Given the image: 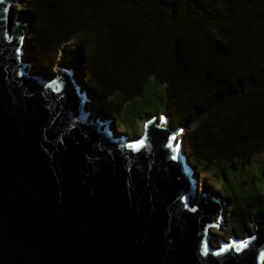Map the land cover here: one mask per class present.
I'll use <instances>...</instances> for the list:
<instances>
[{
    "label": "water",
    "instance_id": "obj_1",
    "mask_svg": "<svg viewBox=\"0 0 264 264\" xmlns=\"http://www.w3.org/2000/svg\"><path fill=\"white\" fill-rule=\"evenodd\" d=\"M15 1L0 2V264H264L263 218L212 244L227 200L200 194L168 116L135 138L92 114L72 72H36Z\"/></svg>",
    "mask_w": 264,
    "mask_h": 264
},
{
    "label": "trees",
    "instance_id": "obj_2",
    "mask_svg": "<svg viewBox=\"0 0 264 264\" xmlns=\"http://www.w3.org/2000/svg\"><path fill=\"white\" fill-rule=\"evenodd\" d=\"M27 1L14 13L38 24L30 58L41 64L89 26L106 28L110 56L87 78L130 136L155 107L195 125L187 149L205 173L220 162L236 170L264 150V0ZM89 52L85 42L74 48L79 61Z\"/></svg>",
    "mask_w": 264,
    "mask_h": 264
},
{
    "label": "rangeland",
    "instance_id": "obj_3",
    "mask_svg": "<svg viewBox=\"0 0 264 264\" xmlns=\"http://www.w3.org/2000/svg\"><path fill=\"white\" fill-rule=\"evenodd\" d=\"M27 0H16L13 2L11 28L15 29L17 22L26 23L28 31L26 34L25 42V58L33 61L30 57L32 55L31 39L35 33L38 24L35 21L30 22L27 17L22 14H16L14 11H20L27 5ZM107 34L106 28L100 25H92L81 33H77L72 39H68L63 42V48H55L51 52V58L49 63L41 64L39 61L34 60L37 64L36 72L41 69L47 71V74L51 77L58 76V68H66L72 72L77 83L82 86V91L87 93L90 101L87 105L93 109L92 114L94 116H107L109 118L110 126L119 131L117 124L118 117L105 105L100 106L98 100L97 88L92 84L90 79L87 78L90 72H92V66L99 65V62L108 59L110 56V45L105 42V35ZM86 43L90 49L89 54L85 60H76L74 48L78 49L79 45ZM57 45L54 42L53 45ZM92 56L96 57L95 62L92 61ZM86 90V91H85ZM159 99V98H157ZM156 99V100H157ZM132 101H129L123 107V113H126L129 109ZM161 105V103L159 104ZM101 107V109H99ZM164 108V107H161ZM145 113L140 119L136 121L140 122V131L133 137L142 138L145 134V126L147 121L153 119L156 111L155 107L146 108ZM152 113V114H151ZM168 116V115H167ZM170 117V116H169ZM106 119V117H104ZM171 125L175 129H182L179 132L178 140L182 143V150L186 153L189 163L193 166L196 175L199 177V192H209L212 198L216 201L225 203L226 205L221 209V219L224 225L219 229L217 225L212 226L210 229L214 235L212 238V244L214 246H221V240L230 242L232 237L238 239H246L247 235L252 237L254 234V227L252 223L260 219H264V201H262V195L264 199V150L256 153L248 162L240 163L236 168H230L224 162H220L217 165L210 166V172L205 173L203 170H199L195 167L192 160V156L187 149L189 138L192 130L195 128L191 122L181 123L172 122ZM124 130V129H123ZM125 131V130H124ZM127 133V131H125ZM129 134V133H127ZM224 173V174H223ZM214 175L220 176V183L224 189L226 196L223 195L221 186H218V182L214 179ZM201 197V196H200Z\"/></svg>",
    "mask_w": 264,
    "mask_h": 264
},
{
    "label": "snow or ice",
    "instance_id": "obj_4",
    "mask_svg": "<svg viewBox=\"0 0 264 264\" xmlns=\"http://www.w3.org/2000/svg\"><path fill=\"white\" fill-rule=\"evenodd\" d=\"M0 2H2V0H0ZM173 140H175V137L172 138ZM142 143V142H141ZM169 147H172V145L170 144ZM176 157L173 156V159H175ZM246 246V245H245ZM207 251V248L205 249ZM240 247H237V251H240Z\"/></svg>",
    "mask_w": 264,
    "mask_h": 264
},
{
    "label": "bare ground",
    "instance_id": "obj_5",
    "mask_svg": "<svg viewBox=\"0 0 264 264\" xmlns=\"http://www.w3.org/2000/svg\"><path fill=\"white\" fill-rule=\"evenodd\" d=\"M26 39V38H25ZM86 91V90H85ZM87 93H89L88 91H86ZM86 93V94H87ZM87 98H88V95H87ZM167 116V115H166ZM104 117H106V119H107V116H104ZM108 120H109V118H108ZM109 124H110V121L108 122Z\"/></svg>",
    "mask_w": 264,
    "mask_h": 264
},
{
    "label": "clouds",
    "instance_id": "obj_6",
    "mask_svg": "<svg viewBox=\"0 0 264 264\" xmlns=\"http://www.w3.org/2000/svg\"><path fill=\"white\" fill-rule=\"evenodd\" d=\"M162 116H166V114H162V115H160L159 117H162ZM170 118V117H169Z\"/></svg>",
    "mask_w": 264,
    "mask_h": 264
}]
</instances>
